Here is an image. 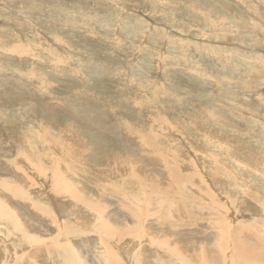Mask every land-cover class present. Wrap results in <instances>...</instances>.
I'll list each match as a JSON object with an SVG mask.
<instances>
[{"label":"rangeland","instance_id":"rangeland-1","mask_svg":"<svg viewBox=\"0 0 264 264\" xmlns=\"http://www.w3.org/2000/svg\"><path fill=\"white\" fill-rule=\"evenodd\" d=\"M9 1L0 0V202L37 214L28 209L29 201L24 207L19 200L43 191L65 200L63 207L81 206L74 200L73 186H83L89 191L82 188L85 195L103 200L107 192L93 191L90 180L108 174L114 166L106 163L121 156L126 166L136 164L143 176L154 178L163 188L170 185L177 190L188 184L185 193L190 198L179 215L184 225L174 226L172 231L162 225L160 233L155 226L154 232L168 238V245L187 249L185 259H192V264L212 260L252 264L250 257L264 254V242L259 240L264 238V220L253 218L254 210L259 215L264 211L243 194L248 182L256 188L249 192L261 188L260 196L264 193V117L257 114L259 105L255 107L258 103L252 100L256 93L262 94L264 110V56H260L264 50V0H81L90 5L79 9L69 0L68 5L37 3L31 7L20 0ZM55 37L62 45L57 50L51 44ZM186 141L200 142L199 149L190 148L193 152L187 154ZM77 147L83 151L76 158H80L78 174L72 170L76 166L72 155L64 165L60 161ZM194 155H198L196 161ZM35 164L37 169L32 167ZM48 167L60 173L54 174ZM211 173L217 180L226 177L232 192H240L246 199V208L240 209L229 191H218L219 195L213 190ZM138 195L136 202L143 206L128 200V210L147 208L149 192ZM107 196V209L119 212L126 208L120 210L124 205ZM208 206L224 211L217 213V225L210 218L213 213L203 211ZM138 209L136 220L141 223ZM161 212L165 222L175 216ZM7 228L11 237L17 236ZM184 229L193 235L190 239L187 233L184 238ZM209 232L215 233L211 240L205 239ZM139 239L134 240L136 247L145 249L146 239ZM108 241L104 238L102 244ZM13 247L16 252L9 259L11 264L26 262L20 254L27 250ZM232 248L236 249L233 257ZM45 255L42 260L31 257L30 264H43ZM262 258L264 262V255Z\"/></svg>","mask_w":264,"mask_h":264},{"label":"bare ground","instance_id":"bare-ground-1","mask_svg":"<svg viewBox=\"0 0 264 264\" xmlns=\"http://www.w3.org/2000/svg\"><path fill=\"white\" fill-rule=\"evenodd\" d=\"M20 1L24 5L22 3H19V4H22L23 6L29 5L31 7L32 5H37V3L45 5V6L66 5L67 4L66 2L68 0H20ZM69 1L73 2V4H74L73 8H76V9H79L80 7H86V6L90 5V4L87 5V2H85V3L81 2V0H69ZM9 2H12V0H10ZM97 2L99 3V1H97ZM3 3H4V1H3ZM90 3H92V2H90ZM144 5L146 6V4H144ZM149 5L150 4H148V6ZM152 6H153V4H152ZM149 7H151V6H149ZM94 8H95V6H94ZM7 10L8 9H6V11ZM41 10L42 9H40L39 11H41ZM61 10H64V9H61ZM105 10H106V8H105ZM22 11H24V10H22ZM8 12H9V10H8ZM45 14H47V13H45ZM13 15H14V13H13ZM15 15H17V14H15ZM51 16H52V14H51ZM14 18H15V16H14ZM144 21H146L145 18H144ZM142 23L145 24L144 22H142ZM154 25L155 24H153V26ZM167 28L168 27H166V29ZM171 32L168 31V33H171ZM261 34H262V36H264V33H261ZM51 44H52L53 47H55L56 50L60 49L62 47V45L58 42L56 37L52 39ZM242 49H243V47H242ZM61 51H65V49L63 48V50H61ZM259 51H261V50H259ZM212 52H213V50H212ZM261 52L262 53L260 54V56L263 57L264 56L263 55L264 54V50H262ZM38 55H41V54H38ZM215 55H217V54H215ZM54 61H53V63H54ZM260 68L262 69L263 66H260ZM263 73H262V75L264 76ZM259 83H260L259 86H263L262 82H259ZM258 90H260V89H258ZM262 96H263L262 94L256 93V95L254 96V98L252 100L254 101L255 104L258 103L257 106H255V107H258V105H259V109L257 111V114L258 115L261 114L264 117V110H263V106H262V103H263ZM248 100L249 99H247L246 101H248ZM249 106L250 105L248 104V107ZM248 124L250 126L253 125V124L251 125L250 123H248ZM247 131H250V129L247 130ZM247 133H249V132H247ZM251 138H254V136H252ZM217 139H219V138H217ZM198 143L200 144V142H198ZM198 143L192 144V143L186 141L185 142V146H187V148H185L186 149L185 152L190 155V152H191L190 148L191 149L194 148L195 150L199 149V148H197V144ZM77 148H78V150L76 152L74 150H71L69 152L67 151L65 153V155L60 157V161L62 160L61 162H63V163H61V164L64 165V162L67 161L68 158H70V156L72 155L75 158V161H74L73 165H76V166H72V170L75 173L77 172V174H78L79 167H78L77 164L80 163V158L79 159H76V158L83 151H81V149L79 147H77ZM197 151H199V150H197ZM195 155L193 156V159H195V161H196L198 159V155L197 156H195ZM237 156H239V154ZM110 160H111L110 163H108V164L106 163V165L114 166V169H111V171H109V169H108V171H109L108 174H100L99 175V179L95 178L96 180H93V179H91L92 178L91 177L90 178L91 179L90 183L92 184V187L95 186V189L93 191L98 190L99 192H101L99 189H103L104 191L107 192V195H109L110 197H115L114 199H115V202H117V204L124 205V206H122L120 208V210L125 208V206H126L125 209H123L122 211H119V212L118 211L117 212L114 211V209H111L110 207H109L110 209H107L106 208L107 207L106 206V202H107L106 199H108L107 195H106V197H104L105 199H103V200L100 198V196L99 197H95V198L88 197L87 195L84 194L83 190H86V188L83 187V186H82L83 190H82V188H80V187L77 188L76 186L75 187L73 186L72 187L73 189H71V191H75V193H73L74 196H75L74 200H76L79 203H81L82 204L81 206L74 205V204H72V206H71V204H70L71 207L70 206H67V208L63 207L64 205L67 204V203L65 204V202H64L65 200H61L59 198L57 199L56 198L57 196L50 195L49 193H46V192H43V191L39 192V194L35 193V195L28 194L29 197L31 196L30 199L27 198L25 200H21V202L19 200V203H22L23 206H24V202L29 201L28 202V209L36 212L37 214H35V213L31 214L30 211L28 213L21 212V210H22L21 209L22 208L21 205H19V206H21V208H20V207L16 206L17 204L16 205L15 204L11 205L8 201L0 202V264H11L9 259L15 257L14 252H16L14 250L13 246H18V247H21L22 249L25 248L27 250V253H25V254L22 253L20 255H24V257L26 258V262H28L29 264L32 262V261H30L31 257L33 259L36 258V259H41L42 260V257H43L42 255L44 253H46L45 257L47 256V259H46V261L44 260L43 264H133V261H134V264H150V263H152V264H192V259H191V261H188L187 259H185V258H187L186 256L189 255V253L187 252L188 251L187 249H185V248L181 249V248L178 247V245H168V242H169L168 238L164 239L163 237H160V235H157V233L154 232L155 228L157 227L156 231L160 233V230L162 229L161 227H163L162 225H165L164 228L166 227L168 230H171V231H172V229H175V227L184 225V222L179 217V215L181 214L180 211H182V208L184 207L183 206L184 202L188 198H190V196L186 195V193H185L186 191H188L186 189L188 184H181L179 186V189H177V190L175 188L174 189L171 188L170 185H167V187L163 188L162 186H160V185H158L156 183L154 178L143 176L141 171L139 169H137V165L136 164H133L132 168H130L131 164H129V163L126 166L125 162H124V160H123V158L121 156H120V158H119V156L112 157ZM235 160H237V159H235ZM37 162H36V164H37ZM106 162H107V160H106ZM220 162H221V160H220ZM103 163H104V161H103ZM36 164H35V166H32L35 169H37ZM103 166H104V164H103ZM29 167H30V165H29ZM239 167H240V165H239ZM48 168H50V167H48ZM101 169L102 168H100V170ZM80 170L82 172L86 173L84 168H81ZM52 171H54V174L58 173V172L60 173V170H57V169H53ZM100 172H103V171L101 170ZM106 172H107V170H106ZM227 173H229V172H227ZM231 173H232V171H231ZM86 174H88V173H86ZM97 174H95V175H97ZM212 175L214 176V174H212ZM259 175H261V173H259ZM73 176H71V177H73ZM102 176L105 178V181H102L103 180ZM261 177H263V176H261ZM61 178H64V177H61ZM65 178H67V177L65 176ZM213 178H214V181L211 182V186H212L213 190H217V192L218 191L219 192H223V191L227 192V191H229L234 196V198L238 201L237 206L239 205L240 209H243L245 207V205H246L245 203H247L246 199L242 196V194H239L240 192L237 193V194L235 193L236 191L232 192L233 186L230 184V181L228 179H225L226 177L224 178V176H223V178H224L223 181L222 180H217L215 178V176ZM176 179H177V177H176ZM61 180H63V179H61ZM61 183H63V182H61ZM66 183H67V185L70 184L68 182H66ZM241 183H243V182H241ZM244 185H245V188H246L244 190V193H243V194H245L244 196L249 197V199H248L249 201H250V198L254 199L255 202L261 208L259 210L260 211H264V193H262V195L260 196V194H261L260 192L262 191L261 188H260L259 191L254 190V192L251 193V192H249V190H251V189L253 190V188H255L254 184H252V183L250 184V182H248V183H246ZM1 186H2V189H3L2 182L0 181V188H1ZM96 187H97V189H96ZM51 189L53 190V188H51ZM64 189L67 190L66 187H64ZM191 190H192V194H193L194 186L191 187ZM86 191H88V190H86ZM143 191L145 193L149 192V196L148 195L147 196L149 197V199H151L148 202V200H147L148 197H147L146 198L147 203L144 202V205H146V204L148 205L147 208L146 209H142L140 207V209H138L137 206L135 208H133L131 206L132 204H130L132 209L128 210L127 209V205H129V204H127V203H129L128 200L134 201V202L139 201V199H138L139 195L138 194L143 192ZM241 191H242V189H241ZM52 194H53V192H52ZM220 194L221 193H219V195ZM20 195H21V193H20ZM144 195H143V197H144ZM198 195L206 196L205 194H199V193H198ZM68 197H69V195H68ZM141 201L142 200H140V202ZM251 201H253V200H251ZM36 202H38V204ZM137 204H141L140 206H143L142 203H137ZM151 204L152 205L154 204V206H150ZM216 204H214V206ZM232 205L234 206V204H232ZM13 206H15V207H13ZM61 207H63V208L61 209ZM137 209H138V211L141 212L140 213V217L142 216V219H143L142 220L143 222L140 220L141 223L138 220H136V217H138ZM163 210L167 211V213L169 215H171L172 217L174 216V214H175V216L173 218H171V217L167 218V220L165 222L163 220V214L161 212ZM208 210L210 212H212L213 215H214V217H210V216L209 217L214 219V221L216 223L217 222L216 218L218 217L217 213L223 211V209L221 207H218V206H216V207H209L208 206L207 209H204L203 211L205 213H209ZM237 210H238V208H237ZM19 212H21V213H19ZM134 212L137 213V214H134ZM172 212H173V215H172ZM197 212H198V210H197ZM240 212H241V210H240ZM254 212H256V213L253 214L254 215L253 218H255V216L256 217H262L261 221L264 220V214L259 215L258 214L259 213L258 210H254ZM242 214H243V211H242ZM182 215H180V216H182ZM198 215H200L199 212H198ZM204 216H207V215H204ZM183 219H184V217H183ZM190 220H193V219L190 218ZM197 220H198V218H197ZM256 220H257V218H256ZM126 221L128 223H126ZM195 223H196V221H195ZM257 223H258V225L262 226V223L260 224V222H256L254 224L256 225ZM204 224L206 225V223H204ZM217 224H218V222L216 223V225ZM117 225L119 227L116 230L115 227ZM7 226H10L11 229L17 234V236L14 235V237H11L12 235L10 234V230L7 228ZM200 226H202V225L200 224ZM187 227H188V225H187ZM178 229L179 228H177V230ZM177 230H175V232ZM197 230H199V229L195 228L196 232H197ZM163 232H164V235L166 236L167 235L166 232L165 231H163ZM187 232L188 231H185V229H184V231L182 233L185 235ZM236 232H238V231H235V233ZM203 234L204 233L202 232V235ZM179 235H181V234H179ZM187 235H188V233H187ZM214 235H215V233L209 232V235H207L205 237V239L211 240L214 237ZM237 235H238V233H237ZM119 236H121V237H119ZM192 236L193 235H191V236L188 235V238L190 239V237H192ZM139 237L141 238V239H139L141 242L146 239V242H147V244H146L147 246L146 247L147 248L145 247V249H144L142 245L136 247L138 244H136L134 242V240L136 238L138 239ZM215 237H217V236H215ZM104 238L109 240L107 242V244H102ZM184 238H186V235H185ZM232 238H234V237H232ZM259 238H261V239H259L260 241L264 242V238H262L261 236ZM189 239H187V240H189ZM71 240H72V242H71ZM215 240H217V239H215ZM206 241H204V242H206ZM218 241H216L217 244H218ZM185 242H186V240H185ZM206 243H208V242H206ZM212 244H214V243L212 242ZM212 244H210V245H212ZM190 246H193V245H190ZM216 246H218V245H216ZM222 246H223V244H222ZM188 248H189V246H188ZM196 248H197V246H196ZM212 248H214V247H212ZM157 250H159L160 252L158 253ZM223 251H222V253H223ZM214 252H216V251H214ZM214 252H212V253H214ZM146 253H149L152 256L148 255L149 259H147ZM139 254H140V257H139ZM191 254H193V253H191ZM196 254H197V250H196ZM216 254L217 253H215V255ZM224 254H222V255H224ZM235 254H236V249L232 248L231 256L233 257ZM88 255H89V257H88ZM134 255H136V256H134ZM263 255H261L259 258L258 257L255 258V259H251V257H250V259H249L250 261L249 262L252 263V264H256L258 262H259L258 264H264V262H262V260H263L262 256ZM200 256H202V255H200ZM213 256H214V254L212 256L210 255V257H213ZM218 256H219L218 254H217V256H215V257H217V260H218ZM136 257H138V258H136ZM215 257H214V259H216ZM133 258H135V260ZM142 259H143L144 262H141ZM206 259H207V257H206ZM19 261H22V260H19ZM205 261H208V259L205 260ZM26 262H25V259H24V262H22V263L20 262V264H26ZM230 262H232V263L234 262L235 263L236 261H232L231 260ZM209 264H217V261L216 260H212L211 263L209 262Z\"/></svg>","mask_w":264,"mask_h":264}]
</instances>
